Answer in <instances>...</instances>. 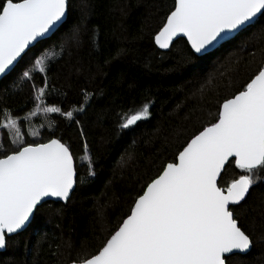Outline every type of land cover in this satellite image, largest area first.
<instances>
[{
    "label": "trees",
    "instance_id": "1",
    "mask_svg": "<svg viewBox=\"0 0 264 264\" xmlns=\"http://www.w3.org/2000/svg\"><path fill=\"white\" fill-rule=\"evenodd\" d=\"M174 3L68 0L65 23L0 81V120L5 113L18 117L26 142L59 138L77 169L68 203L39 207L29 227L8 240L0 264H72L96 254L147 183L214 122L223 100L243 90L264 66V16L204 57H197L184 39L160 49L154 36ZM45 52L55 53L45 62V72L24 77ZM40 87H45V104L72 111V118L41 114L26 121L35 106L34 89ZM144 103L148 117L120 128L123 114ZM0 143L5 150L14 147L7 130L0 129ZM85 145L94 175L83 160ZM226 168L222 183L238 178L239 169ZM232 207L253 248L228 264H264V170L247 199Z\"/></svg>",
    "mask_w": 264,
    "mask_h": 264
},
{
    "label": "snow or ice",
    "instance_id": "2",
    "mask_svg": "<svg viewBox=\"0 0 264 264\" xmlns=\"http://www.w3.org/2000/svg\"><path fill=\"white\" fill-rule=\"evenodd\" d=\"M65 15L66 0H0V74L12 72L27 56L26 50L31 51L30 45L40 44ZM258 16H264V0H175L154 40L166 49L175 38L184 37L193 53L204 55ZM54 55L35 57L23 76L44 73L45 62ZM45 87L34 89L35 106L24 119L41 114L71 119L72 111L45 104ZM148 115L149 104L144 103L124 113L119 127L127 129ZM18 120L11 113L0 120V129L7 130L14 146L5 150L0 143V248L30 222L46 197L67 200L76 183L69 146L55 138L26 142ZM83 160L88 174L94 175L87 145ZM233 165L240 170L238 178L222 183V172ZM260 170H264V66L243 90L224 99L214 122L147 183L98 252L73 264H228L252 243L230 206L245 199Z\"/></svg>",
    "mask_w": 264,
    "mask_h": 264
},
{
    "label": "water",
    "instance_id": "3",
    "mask_svg": "<svg viewBox=\"0 0 264 264\" xmlns=\"http://www.w3.org/2000/svg\"><path fill=\"white\" fill-rule=\"evenodd\" d=\"M67 15H68V0H66V15H65V17L63 18V20H62V23L61 24H59L58 26H57V28L56 29H54V30H52L49 34H47L43 39H42V41H44V40H47V39H49V38H51L52 36H53V34L61 27V25L63 24V23H65V21H66V19H67ZM261 16H258L256 19H255V22L260 18ZM254 22V23H255ZM253 23V24H254ZM253 24H251V25H253ZM250 25V26H251ZM249 27V26H248ZM247 28V27H246ZM245 28V29H246ZM244 29H242V30H240V31H238V32H236V33H233V34H231V36H230V38L228 39V40H226V41H222V42H220L219 44H216V45H214L213 47H210L209 48V50H208V52L206 53V54H204V55H200V54H195L197 57H204V56H207V55H209V54H211V53H213V52H215L221 45H223L224 43H226V42H228V41H230V40H232L233 38H235L240 32H242ZM179 39H184V40H186L187 41V39L186 38H184V37H177V38H175L174 40H173V42L169 45V47L168 48H166V49H162V50H168L172 45H173V43L174 42H176L177 40H179ZM41 41V42H42ZM156 44V43H155ZM37 45V44H36ZM35 45V46H36ZM35 46H32V45H30V49H32V48H34ZM158 46V45H157ZM190 46V45H189ZM159 47V46H158ZM160 48V47H159ZM191 48V47H190ZM161 49V48H160ZM27 52H28V50H26ZM22 59H20L19 60V62L21 61ZM19 63H17V65H18ZM17 65H16V67H17ZM15 67V68H16ZM11 73V72H10ZM10 73H7V74H0V81H2L6 76H8ZM55 139H59V138H55ZM60 140V139H59ZM61 141V140H60ZM62 142V141H61ZM62 143H64V142H62ZM66 144V143H65ZM67 145V144H66ZM74 165H75V167H76V164H75V160H74ZM227 167V166H226ZM223 173L224 172H222V174L221 175H223ZM76 180H77V175H76V178H75ZM76 185H77V181H76V183L74 184V186H73V190L70 192V195H69V198L67 199V200H61V199H59V198H55V197H46L42 202H41V205L40 206H38V208L39 207H41L43 204H45V203H47V202H56V203H63V204H67L68 203V201H69V199L71 198V196H72V194H73V192L75 191V189H76ZM250 191H251V188L249 189V192L246 194V196H245V199L244 200H242L241 202H240V204L241 203H243L246 199H247V197H248V195H249V193H250ZM236 206V205H235ZM230 207H232V206H230ZM36 213V212H35ZM34 216H35V214H34ZM34 216L30 219V222L22 229V230H20L19 232H17V233H14V234H12V236L11 237H14V236H16V235H19V234H21L22 232H24L28 227H29V225L32 223V221H33V219H34ZM239 225V224H238ZM252 248H253V244L251 243V246H250V248H249V250L247 251V252H245V253H238L237 255H241V256H245V255H247V254H249L250 252H251V250H252ZM7 250V245H6V247H4V248H0V253H4L5 251ZM73 264V263H72Z\"/></svg>",
    "mask_w": 264,
    "mask_h": 264
}]
</instances>
